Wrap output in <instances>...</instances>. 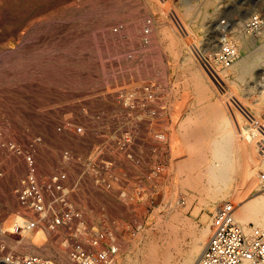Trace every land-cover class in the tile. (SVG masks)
Segmentation results:
<instances>
[{"label": "rangeland", "instance_id": "rangeland-1", "mask_svg": "<svg viewBox=\"0 0 264 264\" xmlns=\"http://www.w3.org/2000/svg\"><path fill=\"white\" fill-rule=\"evenodd\" d=\"M253 16L259 24L252 30L247 22ZM147 18L154 26L148 42L141 43L140 32ZM0 19V123L6 130L49 128L54 116L60 115L57 108H50L63 104L50 99L57 91L68 90V99L129 82H155L161 88L163 121L151 123L155 131L163 129L165 136L152 139L142 153L144 161L140 171L135 169V188L127 198L107 208L112 216L148 220L133 236L126 224L115 226L120 243L112 264H147L151 250H157V258L169 253L177 262L176 248L185 250L195 238L200 240L201 229L208 232L201 239L204 246L211 233L213 210L200 202L207 198L206 193L186 183V175L175 166L179 150L175 149V136L192 132L200 114L217 121L225 118V129L239 139L244 127L252 128L246 129L257 136L255 153L259 168L264 166V0H0ZM120 24V29L113 31ZM225 41L236 46L237 55L224 68L213 57ZM175 43L177 55L170 50ZM242 59L249 68L237 75L238 70L232 68ZM181 63L196 68L223 67L229 73L222 82L205 75L203 86L207 85L199 101V96L184 86L187 74L181 73ZM198 101L205 104V111H196ZM212 107L219 108L212 111ZM146 171H150L148 176ZM234 179L235 192L246 197L244 200L257 189L248 187L239 175ZM139 184L147 188H137ZM225 202L232 201L218 205ZM173 213L178 220L171 218ZM249 224L257 226L252 218L247 220ZM4 227L13 230L6 231L7 239L20 250L52 256L62 251L53 240L39 248V240L33 241L35 238L12 225Z\"/></svg>", "mask_w": 264, "mask_h": 264}, {"label": "built area", "instance_id": "built-area-1", "mask_svg": "<svg viewBox=\"0 0 264 264\" xmlns=\"http://www.w3.org/2000/svg\"><path fill=\"white\" fill-rule=\"evenodd\" d=\"M258 24L256 16L247 22L252 30ZM153 26L147 18L141 43L148 42ZM236 55V46L225 41L213 58L229 67ZM67 91L50 97L63 104L50 108L60 115L47 129L6 130L0 123V264H112L120 243L115 226L126 224L133 236L148 220L112 216L107 208L127 198L142 153L152 139L165 136L151 123L163 121L159 84L129 82L68 99ZM257 177L264 194V167ZM5 224L33 238L39 234V248L53 240L62 251L52 256L20 250L7 239L6 231L13 230ZM210 228L195 264H264V228L244 229L233 202L215 208Z\"/></svg>", "mask_w": 264, "mask_h": 264}, {"label": "bare ground", "instance_id": "bare-ground-1", "mask_svg": "<svg viewBox=\"0 0 264 264\" xmlns=\"http://www.w3.org/2000/svg\"><path fill=\"white\" fill-rule=\"evenodd\" d=\"M87 6L90 7V4H88ZM7 8H10V6H8ZM18 10H16V12L19 13ZM71 11L73 12V10ZM12 12H13V9H12ZM84 13H87V12H84ZM45 23H48V22H45ZM33 25L36 26L34 23ZM164 35H166L167 37L171 36V34L169 33L167 34L165 33ZM177 45L176 43L171 45L172 47L170 49L172 53L176 55L178 54ZM258 48L256 47L255 50H257ZM184 54H187V53H184ZM187 57L189 56L187 55ZM244 59H242L241 61H239L238 63L234 65L235 69L232 68L233 70H238L237 75H241L242 73L246 72L249 68L248 67L249 65L246 64ZM181 60H184V59H181ZM181 64L180 66H183L181 69V73L187 74L186 75L187 77H185L186 79L184 82V86L187 89H189L190 92H193V94H195L196 96H199L198 98L199 101L202 100L203 98L202 97L203 87L206 88L205 85H207L205 84L203 86V79L205 75L208 77L216 78V80L221 79L220 81L222 82V79L226 78V74L229 73V71L227 72V70H223L225 67L217 68V67H209L207 65H203V66H200L199 68H196L190 63H185V64L181 63ZM207 89L209 88L207 87ZM214 103H216V100H214ZM204 106L205 104H202V103L200 104L199 102V106L196 107V111L198 112L205 111ZM214 107H212V111L219 108V107H216V108ZM224 125H225V118H222L220 120L218 119L217 121V119H211L209 115H206V116H203L202 114L198 115L196 117V122L193 126L194 130L192 132L186 133L184 135H181L182 133H178L175 136V149H179L177 150L178 156L176 157L177 160H176L175 166L180 170L181 173L183 172L186 175L185 177L186 183H189V185L192 188H196L200 192L204 191L206 193L205 195H207V198L200 199V202L201 204L203 203V205H205L208 209L214 211L220 202L232 201L234 202V205H235V217L238 223L242 227H244V229L246 230L248 229L247 220H249L250 218L254 219V223L257 226H259L260 228H264V194H263V191H261V188L258 189L259 181H257L258 179H256V176L258 175H255L257 174L256 173L257 169L259 168V163L257 161L258 158L255 153V150H257L255 149V146L257 145L256 144L257 136L252 131L248 132L247 131L248 129L246 128H249V130H251L252 128L250 129V127L246 126L244 127L245 128L244 131L242 129V132L244 133H242V137L240 136V139H239L235 137V135H232L231 130H226ZM240 132L241 131H239V133ZM172 158H173V155H172ZM189 175L191 176L190 180L187 178V176ZM235 175H239L242 182L248 183V187L254 186V189L257 188L255 191H253V193H251V196H249V198L244 200V198L246 197L242 199L243 196L242 195L238 196V194L235 192L237 188V187L235 188L236 186V182H235L236 179H234ZM205 180L206 182H204ZM251 189L252 188H246V191H250ZM171 218L178 220L177 213H173L171 215ZM176 224L178 225V222ZM169 226H171V224H169ZM207 233H208L207 229L206 230L201 229L200 240H198V238L197 239L195 238L185 250L177 247L175 251L180 256L179 261L177 262L174 260L172 261V258H170L169 253H164L162 258H159V257L157 258V254H158L156 253L157 250L156 252H153L151 250L148 254L147 264H167L170 261H172V264H195V262L197 261L200 255L199 253H201V247L203 246V242L201 241V239L202 240L205 239V237L208 236ZM35 238L36 239L33 241L36 242L37 240V242H39L38 238L40 237L37 236Z\"/></svg>", "mask_w": 264, "mask_h": 264}]
</instances>
